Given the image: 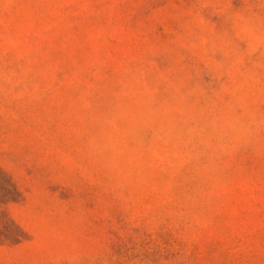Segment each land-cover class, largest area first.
<instances>
[{"label":"rangeland","instance_id":"374dc122","mask_svg":"<svg viewBox=\"0 0 264 264\" xmlns=\"http://www.w3.org/2000/svg\"><path fill=\"white\" fill-rule=\"evenodd\" d=\"M0 264H264V0H0Z\"/></svg>","mask_w":264,"mask_h":264}]
</instances>
